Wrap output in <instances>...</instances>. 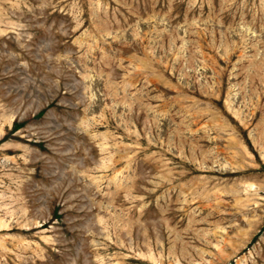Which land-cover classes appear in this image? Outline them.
<instances>
[{
	"label": "rangeland",
	"instance_id": "obj_1",
	"mask_svg": "<svg viewBox=\"0 0 264 264\" xmlns=\"http://www.w3.org/2000/svg\"><path fill=\"white\" fill-rule=\"evenodd\" d=\"M0 264H264V0H0Z\"/></svg>",
	"mask_w": 264,
	"mask_h": 264
}]
</instances>
